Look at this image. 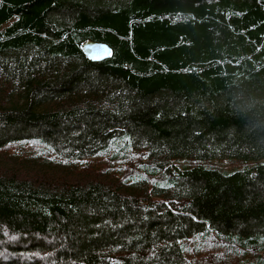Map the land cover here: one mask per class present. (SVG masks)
<instances>
[{
    "label": "trees",
    "instance_id": "1",
    "mask_svg": "<svg viewBox=\"0 0 264 264\" xmlns=\"http://www.w3.org/2000/svg\"><path fill=\"white\" fill-rule=\"evenodd\" d=\"M0 264H264V0H0Z\"/></svg>",
    "mask_w": 264,
    "mask_h": 264
},
{
    "label": "water",
    "instance_id": "2",
    "mask_svg": "<svg viewBox=\"0 0 264 264\" xmlns=\"http://www.w3.org/2000/svg\"><path fill=\"white\" fill-rule=\"evenodd\" d=\"M80 48L90 61H100L112 55L111 47L101 41L87 39L80 44Z\"/></svg>",
    "mask_w": 264,
    "mask_h": 264
},
{
    "label": "rangeland",
    "instance_id": "3",
    "mask_svg": "<svg viewBox=\"0 0 264 264\" xmlns=\"http://www.w3.org/2000/svg\"><path fill=\"white\" fill-rule=\"evenodd\" d=\"M92 174H95V173H92ZM92 176V175H91Z\"/></svg>",
    "mask_w": 264,
    "mask_h": 264
}]
</instances>
